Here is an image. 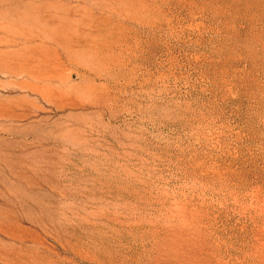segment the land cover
<instances>
[{"label":"rangeland","instance_id":"rangeland-1","mask_svg":"<svg viewBox=\"0 0 264 264\" xmlns=\"http://www.w3.org/2000/svg\"><path fill=\"white\" fill-rule=\"evenodd\" d=\"M0 264H264V0H0Z\"/></svg>","mask_w":264,"mask_h":264}]
</instances>
